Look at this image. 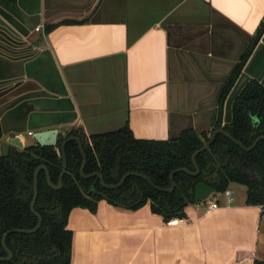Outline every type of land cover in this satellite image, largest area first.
I'll return each mask as SVG.
<instances>
[{"label": "crops", "instance_id": "1", "mask_svg": "<svg viewBox=\"0 0 264 264\" xmlns=\"http://www.w3.org/2000/svg\"><path fill=\"white\" fill-rule=\"evenodd\" d=\"M263 23L264 0H0V154L9 138L34 144L23 135L37 128L88 135L127 123L136 138L157 140L208 131ZM250 79L264 86V31L224 100L223 123ZM230 185L231 200L190 204L168 224L148 206L73 208L70 264L264 261V212Z\"/></svg>", "mask_w": 264, "mask_h": 264}, {"label": "trees", "instance_id": "2", "mask_svg": "<svg viewBox=\"0 0 264 264\" xmlns=\"http://www.w3.org/2000/svg\"><path fill=\"white\" fill-rule=\"evenodd\" d=\"M62 21L61 24H73ZM58 24L44 27L46 33ZM264 31V23L236 63L224 85L214 118L208 131L196 133L185 129L176 138L164 140L138 139L128 124L102 133L85 134L80 127L59 133L55 147L36 143L19 149L13 145L0 154V257L6 256L3 235L12 229H32L37 217L30 210L35 169L44 165L51 182L56 185L62 168L60 144L67 137H78L85 156V175L98 172L106 184H116L127 173L146 176L155 186L168 188L169 174L177 168L194 172L191 155L199 149L216 129H223L245 147L264 136V86L248 80L231 104V120L223 123V103L241 73L252 50ZM66 167L62 186L53 190L46 181L44 170L37 176V197L34 210L41 216V225L33 233H9L5 244L12 254L0 264H70L72 231L67 228L70 211L85 208L96 212L101 200L114 208L133 212L148 206L163 224L186 219L185 207L195 204L194 185L203 182L216 193H223L231 183L245 187V204L261 207L264 212V139L245 151L222 134H217L209 147L196 158L199 172L190 176L177 172L171 192L154 189L146 180L127 176L121 186L106 189L97 177L80 175L82 155L75 141L64 147ZM215 193V194H216ZM214 194V195H215ZM232 264H264L252 256Z\"/></svg>", "mask_w": 264, "mask_h": 264}, {"label": "water", "instance_id": "3", "mask_svg": "<svg viewBox=\"0 0 264 264\" xmlns=\"http://www.w3.org/2000/svg\"><path fill=\"white\" fill-rule=\"evenodd\" d=\"M256 33V31L254 32ZM253 33V34H254ZM217 134H222L225 137H227L228 139H230L232 142H234L236 145H238L241 149L245 150V151H249L251 150L255 144L261 140L264 139V136H260L257 139H255L252 143V145L250 147H245L243 146L240 142H238L237 140H235L233 137H231L226 131H224L223 129H216L214 130L211 135L209 136L208 140L196 151L193 152V154L191 155V161L192 164L194 166L195 171L191 172L185 168H177L174 169L170 172L169 174V180H170V186L168 188H161V187H157L155 186L146 176L139 174V173H127L126 175H124L116 184H106L103 181L102 175L98 172H93L91 174L85 175L83 172V168H84V164H85V156L82 150V146H81V142L79 140L78 137L75 136H70L65 138L64 140H62L61 144H60V151H61V158H62V168H61V172L59 175V179L56 185H54L50 178H49V173L48 170L46 169V167L44 165H40L38 166L35 171H34V175H33V196L30 202V210L31 212L37 217V224L35 225V227H33L32 229H12L7 231L1 240L2 243V247L6 252V256L4 257H0V261H8L12 258V254L10 252V250L7 248L6 244H5V238L9 233H13V232H17V233H33L35 232L41 225V216L35 212L34 210V203L37 197V176L40 170H44L45 172V176H46V181L47 184L49 185V187H51L53 190H59L62 186V176L65 173V167H66V159H65V153H64V147L66 145L67 142L69 141H75L79 147V150L81 152L82 155V163L80 166V175L85 178H91V177H97L99 179L100 185L103 188L106 189H115L118 188L119 186L122 185V183L124 182V180L126 179L127 176H136V177H140L144 180H146L154 189L163 191V192H171L174 189L175 183L173 180V176L175 173L177 172H185L186 174L190 175V176H196L199 172L198 166L196 164L195 158L196 156L202 152L203 150L207 149L209 147V145L212 143V141L214 140V137ZM58 135H59V130L57 128H47V129H39L37 128L36 131H34V133L32 134V138L34 140V143L40 145V146H47V147H55L57 145V140H58ZM139 139V138H138ZM7 142L10 145H13L17 148H23V144L20 141V139L18 137H13V138H9L7 140ZM215 189L208 185L205 184L203 182H197L194 185V190H193V195H194V201L196 203H206L214 194H215Z\"/></svg>", "mask_w": 264, "mask_h": 264}, {"label": "rangeland", "instance_id": "4", "mask_svg": "<svg viewBox=\"0 0 264 264\" xmlns=\"http://www.w3.org/2000/svg\"><path fill=\"white\" fill-rule=\"evenodd\" d=\"M209 33V32H208ZM66 129H67V127H66ZM66 129H64V130H66ZM84 131V130H83ZM23 137L27 140V142H31L32 141V137H30L29 135H27L26 133H24V135H23ZM233 185H236L235 183L233 184ZM232 184L230 185L232 188L234 187V189L236 190L237 188L236 187H241V188H238V189H242V191H245V187L244 186H240V185H236V186H233ZM224 193H219V194H217V195H213L211 198L212 199H223L224 198ZM196 204V203H195ZM205 203H199L198 205H204Z\"/></svg>", "mask_w": 264, "mask_h": 264}, {"label": "built area", "instance_id": "5", "mask_svg": "<svg viewBox=\"0 0 264 264\" xmlns=\"http://www.w3.org/2000/svg\"><path fill=\"white\" fill-rule=\"evenodd\" d=\"M40 28H41V26H38V27H36L35 30L38 31V30H40ZM28 135L32 136V132H28ZM223 193H224V195L226 196V198L228 200H231V193H230L229 190L226 189ZM206 203H207L206 204L207 205L206 206L207 210L213 209L215 207V204L213 202H210V200H208Z\"/></svg>", "mask_w": 264, "mask_h": 264}]
</instances>
